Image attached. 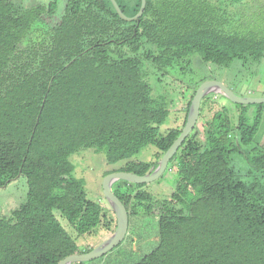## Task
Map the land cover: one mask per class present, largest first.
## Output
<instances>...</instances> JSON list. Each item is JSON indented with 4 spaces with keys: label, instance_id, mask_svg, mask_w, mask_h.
I'll return each instance as SVG.
<instances>
[{
    "label": "trees",
    "instance_id": "obj_1",
    "mask_svg": "<svg viewBox=\"0 0 264 264\" xmlns=\"http://www.w3.org/2000/svg\"><path fill=\"white\" fill-rule=\"evenodd\" d=\"M257 1L250 10L246 2L250 7L145 0L139 19L126 22L110 0H0V188L18 178L26 184L25 201L0 216V264H57L93 248L78 250L76 239L114 231L110 207L87 198L69 157L92 150L107 165L124 162L102 178L156 167L180 134L197 86L181 125L160 130L169 112L151 95L144 65L163 70L193 55L224 67L259 63L264 0ZM115 2L133 17L141 0ZM263 107L254 105L250 118L245 107L235 126L221 107L198 125L202 138L195 123L159 178L172 182L167 198L154 199L142 190L146 184H112L128 214L127 232L136 215L156 219V245L129 264H264V149L244 152L242 174L235 156L254 141ZM147 146L153 161L130 160Z\"/></svg>",
    "mask_w": 264,
    "mask_h": 264
},
{
    "label": "rangeland",
    "instance_id": "obj_2",
    "mask_svg": "<svg viewBox=\"0 0 264 264\" xmlns=\"http://www.w3.org/2000/svg\"><path fill=\"white\" fill-rule=\"evenodd\" d=\"M25 5L33 3H48L49 0H18ZM210 3L227 2L236 6H246V3L252 4L257 0H207ZM61 0H59V3ZM246 2V3H245ZM256 2L259 6L261 3ZM60 5V4H59ZM248 4L247 6L250 7ZM255 7V6H254ZM240 8H231L230 12ZM60 11V10H59ZM59 11L57 13H59ZM57 16L49 17V22H56ZM256 25L259 18L255 19ZM261 26L264 27L261 21ZM146 78L145 82L150 86L151 95L159 98L160 104L165 107L168 112V118L160 127V130L179 127L183 119V107L189 100L192 91L202 82L218 81L222 83L228 90L238 97L262 98L264 97V60L259 63L247 62L245 64L233 61L228 67L219 66L211 63H203L198 59L197 55H193L189 62L180 61L173 63L170 68L158 70L150 67V64L144 65ZM197 89V88H196ZM204 109L202 111V119L197 120L195 132L199 134V138L203 137L201 128L198 126L205 120H210L214 112L220 111L221 107L225 110L231 125L235 126L237 117L245 108L248 118L250 113L254 111L252 104H234L218 93H212L206 96ZM204 102V101H203ZM202 102V103H203ZM201 103V105H202ZM231 134V133H230ZM234 140L233 136L230 139ZM258 146L264 149V107L263 120L260 124L254 141L249 146L241 147L237 157V168L242 174L245 169L244 152L253 150ZM255 151V150H254ZM155 150L152 146H147L139 151L130 160L135 162H150L154 160ZM72 167V176L83 181V187L89 200L99 202L103 207L107 208L106 200L102 195V176L106 171H114L123 166L124 162L115 165H107L103 153H94L92 150H81L69 157ZM242 180L251 181L252 178L242 176ZM171 184V185H170ZM151 194L154 199L167 198L173 190L171 181L166 179H158L152 183L146 184L143 189ZM26 195V184L23 178H18L8 184L6 187L0 188V216H5L11 211L18 208L24 201ZM108 209V208H107ZM156 213L157 211L154 210ZM109 212V211H108ZM59 223L65 230L74 237L71 228L64 219L60 218L57 212H54ZM136 215L131 218L130 229L127 232V238L113 252H108L107 256L98 259L83 262L85 264H129L130 259H136L143 254L148 253L157 242V224L154 215ZM114 232V231H113ZM113 232L99 231L91 236L76 239L78 250L84 251L87 246L93 248L111 236ZM126 237V236H125Z\"/></svg>",
    "mask_w": 264,
    "mask_h": 264
},
{
    "label": "water",
    "instance_id": "obj_3",
    "mask_svg": "<svg viewBox=\"0 0 264 264\" xmlns=\"http://www.w3.org/2000/svg\"><path fill=\"white\" fill-rule=\"evenodd\" d=\"M110 2L118 16L126 22L138 20L139 17L142 15L143 9L145 7V0H141L138 12L133 17H126L120 11L115 0H110ZM212 93H218L234 104L264 105V97H238L218 81L207 80L202 82L195 90L194 95L190 101L186 120L184 126L181 129L180 134L172 142L169 148L163 153L161 158L157 161L156 167H152L148 171V173L141 176L127 172H112L103 178L101 185L102 195L115 217V229L111 236L108 237L106 240L102 241L96 247L92 248L90 251L86 253L73 254L67 256L60 260L57 264L83 263L98 259L106 255L124 240L128 229V214L122 203L112 192V184L116 181H125L131 184H148L159 179L165 171L168 161L172 158L179 146L189 135V133L193 130L199 115V107L201 100Z\"/></svg>",
    "mask_w": 264,
    "mask_h": 264
}]
</instances>
